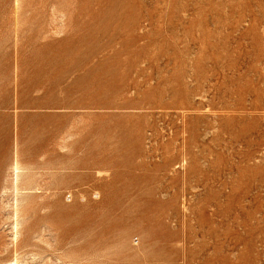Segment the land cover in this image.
Segmentation results:
<instances>
[{
	"label": "rangeland",
	"instance_id": "374dc122",
	"mask_svg": "<svg viewBox=\"0 0 264 264\" xmlns=\"http://www.w3.org/2000/svg\"><path fill=\"white\" fill-rule=\"evenodd\" d=\"M73 260L264 264V0H0V264Z\"/></svg>",
	"mask_w": 264,
	"mask_h": 264
},
{
	"label": "bare ground",
	"instance_id": "6f19581e",
	"mask_svg": "<svg viewBox=\"0 0 264 264\" xmlns=\"http://www.w3.org/2000/svg\"><path fill=\"white\" fill-rule=\"evenodd\" d=\"M16 154V153H15ZM15 157V156H14ZM24 166V165H23ZM26 167H28V166H26ZM31 167V166H30ZM24 168V167H23ZM36 168V167H35ZM6 169H8V168H6ZM27 169V168H26ZM25 169V170H26ZM29 170H30V168H28ZM9 170H10V168H9ZM11 170H12V179H13V184H12V192L14 193V195L12 196V197H14V205H12L13 206V211H14V215H15V222H14V224H13V230H14V234L13 235H15V238H17L18 236V234H19V232L21 231V230H18V229H20V228H18V226H19V224H21V222L19 221V212L21 211L20 210V203H21V201H20V196H24V194H25V192H24V190H26L27 188H21V187H19L20 186V181H21V176H22V174L24 173V170H23V173H22V167H21V165H20V162L18 161V160H15L14 161V163H13V165H12V168H11ZM28 170V171H29ZM40 169H38V171H39ZM45 171V170H44ZM6 173H7V171H6ZM26 173V172H25ZM29 173V172H28ZM25 175H27V174H25ZM36 175V174H35ZM39 175V174H38ZM31 176H33V175H31ZM37 176V175H36ZM30 177V176H29ZM43 177V176H42ZM25 178V177H24ZM27 178V177H26ZM38 179H39V176L37 177ZM37 179V180H38ZM27 180H31V179H27ZM5 181V180H4ZM32 181H35L34 179L32 180ZM6 182V181H5ZM8 182V181H7ZM28 182V181H27ZM37 182V181H36ZM22 183H23V181H22ZM21 183V184H22ZM5 184H8V183H5ZM5 184H4V188H3V193H6L7 192V190H9V189H7V187L5 186ZM37 184V183H36ZM35 184V185H36ZM31 185H33V183L31 184ZM57 185V184H56ZM8 186V185H7ZM31 187V186H30ZM34 187V186H33ZM36 187H38V186H36ZM8 188H10V187H8ZM50 188V187H49ZM57 188V187H56ZM33 189V188H32ZM35 189H37V188H35ZM11 190V189H10ZM10 190H9V192H10ZM42 190V189H41ZM27 191V190H26ZM39 191V190H38ZM12 192H10V193H12ZM33 192V191H32ZM41 192V191H40ZM59 192V191H58ZM8 193V192H7ZM37 194V193H36ZM41 194V193H40ZM54 194V193H53ZM27 195H28V193H27ZM35 195V194H34ZM26 196V195H25ZM37 196H39V195H37ZM36 196V197H37ZM41 196V195H40ZM39 196V197H40ZM58 196H59V194H58ZM24 198V197H23ZM51 198H52V196H51ZM50 198V199H51ZM60 198V197H59ZM26 199V198H25ZM55 199V198H54ZM52 201V200H51ZM22 204H26V203H22ZM21 204V205H22ZM28 204V203H27ZM22 206H24V205H22ZM27 206H29V205H27ZM43 206V205H42ZM45 206V205H44ZM60 208H61V206H59ZM12 208V207H11ZM25 208V207H24ZM22 209V208H21ZM26 209V208H25ZM54 209V208H53ZM42 210V209H41ZM63 210V209H62ZM12 211V210H11ZM53 211V210H52ZM59 211H61L60 209H59ZM58 211V212H59ZM27 212V211H26ZM33 212V211H32ZM23 212H20V214H22ZM34 213V212H33ZM38 213V212H37ZM26 214V213H25ZM46 214V213H45ZM48 214V213H47ZM46 214V215H47ZM32 215V214H31ZM44 215V214H43ZM10 216H13V215H11V212H10ZM75 216V215H74ZM27 217H29V216H27ZM13 218V217H12ZM23 218H24V216H23ZM32 218V217H31ZM44 219H45V217H43ZM71 218V217H70ZM22 219V218H21ZM44 219H42L43 221H44ZM63 219V218H62ZM67 219V218H66ZM73 219V218H72ZM71 219V220H72ZM23 220V219H22ZM25 220V219H24ZM31 220V219H30ZM68 220V219H67ZM28 221V220H27ZM48 221H49V218H48ZM47 221V222H48ZM63 221V220H62ZM66 221V220H65ZM13 222V221H12ZM11 222V223H12ZM47 222L45 223V224H43V223H40L39 225L40 226H42L41 224H43V225H45L46 226V224H47ZM67 223H68V221H67ZM23 224V223H22ZM21 224V225H22ZM25 224H26V222H25ZM51 224V223H50ZM66 224V223H65ZM27 225H28V223H27ZM47 225H49V224H47ZM11 226V225H10ZM65 226V225H64ZM68 226V225H67ZM19 227H21V226H19ZM23 227V226H22ZM43 228H46V227H42V229ZM51 228V227H50ZM54 228V227H53ZM10 229H11V227H10ZM23 229V228H22ZM49 229V228H48ZM58 229V228H57ZM39 230V229H38ZM46 230V229H45ZM50 230V229H49ZM49 230H47V234H48V232H49ZM58 231V230H57ZM11 232H13V231H11ZM23 232V231H22ZM36 232V231H35ZM25 233V232H24ZM37 233V232H36ZM38 233L40 234V232L38 231ZM38 233H37V236H38ZM44 233V232H43ZM51 233V232H50ZM34 233H32L31 235H33ZM20 235V234H19ZM25 235V234H24ZM35 235V234H34ZM44 235V234H43ZM57 235V234H56ZM56 235L54 236V237H56ZM21 236V235H20ZM42 237V236H41ZM44 237V236H43ZM52 238L50 235L48 236V238ZM31 238H32V236H31ZM13 239V238H12ZM12 239H11V242H10V245H11V243H13L12 242ZM23 239V238H22ZM35 239H37L36 237H35ZM34 239V240H35ZM45 239V238H44ZM10 240V239H9ZM16 240V239H15ZM48 240V239H47ZM52 240H53V238H52ZM6 241V240H5ZM37 241V240H36ZM35 241V242H36ZM39 241H41V240H39ZM8 242V241H7ZM50 242H52V241H50L49 240V244H50ZM25 243V242H24ZM53 243V242H52ZM67 244H68V242H66ZM7 244H9V243H7ZM6 244V245H7ZM22 244H23V242H22ZM30 244H31V242H30ZM29 244V245H30ZM42 244V243H41ZM40 243L39 244H36V245H41ZM45 244V243H44ZM71 244V243H70ZM36 245H35V247H36ZM48 245V244H47ZM52 245V244H51ZM23 246H25V244L23 245ZM26 246H27V244H26ZM31 246V245H30ZM53 246H54V244H53ZM69 246V245H68ZM72 246V245H71ZM7 247V246H6ZM5 247V248H6ZM39 247V246H38ZM47 247V246H46ZM9 247H7V249H8ZM24 248V247H23ZM32 248V247H31ZM37 248V247H36ZM51 248V247H50ZM4 249V248H3ZM10 249V248H9ZM51 249H53V248H51ZM6 250V249H5ZM39 250H41V249H39ZM56 250V249H55ZM63 250H65V249H63ZM38 251V250H37ZM54 251V250H53ZM61 251V250H60ZM66 251H68V250H65V252ZM5 252V251H4ZM26 252V251H25ZM55 252V251H54ZM6 253H7V250H6ZM28 253V252H27ZM30 253H32V252H30ZM30 253H28V255L30 254ZM38 253H40L39 251H38ZM38 253H36L37 255H35V257L36 256H38ZM42 253V252H41ZM45 254H47L46 252H44ZM44 253H42V254H44ZM53 253V252H52ZM57 253H59V252H57ZM3 254V253H2ZM11 254V253H10ZM23 254V253H22ZM45 254H44V257H45ZM66 254H68V253H66ZM72 254V253H71ZM75 254V253H74ZM77 254V253H76ZM19 255V254H18ZM21 255V254H20ZM24 255V254H23ZM26 255V254H25ZM25 255H24V257H25ZM32 255H33V253H32ZM48 256L49 255H51V253L49 254H47ZM63 255V254H62ZM27 256V255H26ZM31 256V255H30ZM41 255H39V257H40ZM52 256V255H51ZM50 256V257H51ZM54 256V255H53ZM58 256V255H57ZM34 257V258H35ZM38 257V260L40 261L43 257L41 256V259ZM47 257V256H46ZM56 257V256H55ZM60 258H61V256H59ZM63 257H65V255H63L62 256V258ZM69 257H71V256H69ZM84 257V256H83ZM86 257H88V256H86ZM19 258H21L22 260H23V258L22 257H19ZM29 258V257H28ZM33 258V259H34ZM37 258V257H36ZM35 258V259H36ZM66 258H67V256H66ZM77 258H79V257H77ZM76 258V259H77ZM13 259V258H12ZM25 259V258H24ZM32 259V260H33ZM52 259H54V257L52 258ZM69 259V258H68ZM82 259V256H81V258H80V260ZM6 260V259H5ZM4 260V261H5ZM10 260V259H9ZM21 260V261H22ZM28 260V259H27ZM37 260V259H36ZM46 260V259H45ZM55 260H56V258H55ZM60 260V259H59ZM62 261H63V259H61ZM71 260V259H70ZM79 260V259H78ZM2 261V260H1ZM20 261V260H19ZM24 261V260H23ZM42 261V260H41ZM3 262V261H2ZM11 262H13V260L11 261ZM11 262H10V264H11ZM27 261H25V263H26ZM33 262V261H32ZM35 262V261H34ZM49 262V261H48ZM55 262V261H54ZM59 262V261H58ZM73 262L75 263L76 261L75 260H73ZM6 263V262H5ZM9 263V262H8ZM23 263V262H22ZM21 263V264H22ZM37 263V262H36ZM35 263V264H36ZM44 263V262H43ZM71 263V262H70ZM69 263V264H70ZM77 263V262H76ZM75 263V264H76ZM13 264H17V261H15ZM27 264V263H26ZM29 264H30V262H29ZM32 264V263H31ZM39 264V263H38ZM40 264H41V262H40ZM61 264H63L62 262H61ZM65 264V263H64ZM68 264V263H67ZM73 264V263H72Z\"/></svg>",
	"mask_w": 264,
	"mask_h": 264
}]
</instances>
